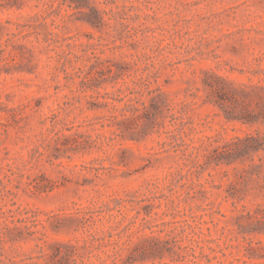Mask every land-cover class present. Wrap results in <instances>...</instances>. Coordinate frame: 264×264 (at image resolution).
<instances>
[{
  "label": "rangeland",
  "instance_id": "obj_1",
  "mask_svg": "<svg viewBox=\"0 0 264 264\" xmlns=\"http://www.w3.org/2000/svg\"><path fill=\"white\" fill-rule=\"evenodd\" d=\"M0 264H264V0H0Z\"/></svg>",
  "mask_w": 264,
  "mask_h": 264
}]
</instances>
